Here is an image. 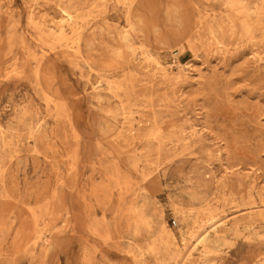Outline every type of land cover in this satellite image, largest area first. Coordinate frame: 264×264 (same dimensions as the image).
Wrapping results in <instances>:
<instances>
[{
  "label": "rangeland",
  "instance_id": "rangeland-1",
  "mask_svg": "<svg viewBox=\"0 0 264 264\" xmlns=\"http://www.w3.org/2000/svg\"><path fill=\"white\" fill-rule=\"evenodd\" d=\"M139 1L0 0V264H264V0Z\"/></svg>",
  "mask_w": 264,
  "mask_h": 264
},
{
  "label": "bare ground",
  "instance_id": "bare-ground-1",
  "mask_svg": "<svg viewBox=\"0 0 264 264\" xmlns=\"http://www.w3.org/2000/svg\"><path fill=\"white\" fill-rule=\"evenodd\" d=\"M153 1V0H152ZM159 1V0H158ZM155 1V2H158ZM163 1V0H160ZM165 1V2H164ZM163 2L166 4L165 8H161V3H155L152 5L151 8L154 7V16L155 19H164L166 21L169 22H180L183 23L185 22L186 24L190 25L193 21V17L190 16L187 13H183V2L181 0H164ZM139 0H137V3L139 4ZM148 3V1H147ZM163 3V5H164ZM263 5V4H262ZM151 6V5H150ZM261 9V6H259ZM263 9V8H262ZM257 10V9H256ZM264 10V9H263ZM259 11V10H258ZM73 13L70 10V7L64 6L62 13L60 15V17L55 21V28H51V29H56L59 31V36H61L62 38H64L66 36V26H67V22L71 21L73 19ZM137 17V18H136ZM77 18V17H75ZM78 19V18H77ZM154 19V20H155ZM85 20V19H84ZM152 22V21H151ZM165 23V21H163ZM162 22V23H163ZM146 23H148V17H146V15L141 12L139 9H137V7H133V11L131 12V16H130V25L132 27L133 30L140 32V33H145L146 32ZM43 24V23H42ZM75 24V23H74ZM153 25V24H152ZM79 26V25H78ZM164 26V25H163ZM80 27V26H79ZM78 27V28H79ZM212 27V26H210ZM78 28L77 29L79 30ZM159 26L156 25L155 27V31L159 30ZM84 30V29H83ZM74 31V30H73ZM76 31V30H75ZM53 32V31H52ZM77 32V31H76ZM56 33V32H55ZM58 35V34H57ZM56 35V36H57ZM58 36V37H59ZM58 39V38H57ZM76 39V38H75ZM54 40V39H53ZM70 40V39H69ZM62 41V40H61ZM79 41V40H78ZM67 43V42H66ZM77 43V42H76ZM75 43V44H76ZM67 45V44H66ZM80 45V43H79ZM70 47L73 48L75 51L77 48L76 45L74 44H70ZM79 47V46H78ZM81 48V46H80ZM149 57V56H148ZM168 75V74H167ZM100 81V80H99ZM109 81V80H108ZM99 83V82H98ZM129 92V91H128ZM115 94V93H114ZM149 100V99H148ZM153 111V110H152ZM155 111V110H154ZM166 137V136H165ZM177 141V140H176ZM181 141V140H180ZM34 143V142H33ZM137 161V160H136ZM17 205V204H16ZM16 209V208H15ZM12 210V209H11ZM22 211V210H21ZM27 217V216H26ZM213 217V216H212ZM28 218V217H27ZM209 220V218H208ZM222 219H217L215 221H213V219L210 221L212 223H208L205 224L203 226H201V230L198 232V236H197V240H199L200 242H208L211 241L213 239V237H215L216 235L219 234V232L215 229L219 226V224H217L218 222H220ZM8 222V221H7ZM12 224V223H11ZM14 224V223H13ZM217 224L216 226L213 227V225ZM1 226V225H0ZM213 227V228H212ZM211 228L215 231L214 232V236H212L211 234ZM6 229V228H5ZM24 230V229H23ZM11 231V230H10ZM194 232V231H193ZM6 233V232H5ZM20 233V232H19ZM29 234V233H28ZM9 236V235H8ZM40 237V235H39ZM30 242V241H29ZM165 242V241H164ZM6 243V242H5Z\"/></svg>",
  "mask_w": 264,
  "mask_h": 264
},
{
  "label": "built area",
  "instance_id": "built-area-1",
  "mask_svg": "<svg viewBox=\"0 0 264 264\" xmlns=\"http://www.w3.org/2000/svg\"><path fill=\"white\" fill-rule=\"evenodd\" d=\"M176 222H177L176 219H173V223L176 224Z\"/></svg>",
  "mask_w": 264,
  "mask_h": 264
}]
</instances>
